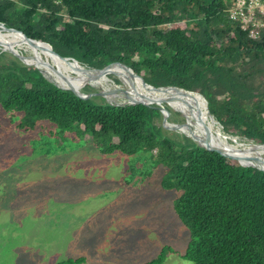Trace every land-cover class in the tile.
<instances>
[{
  "label": "trees",
  "instance_id": "1",
  "mask_svg": "<svg viewBox=\"0 0 264 264\" xmlns=\"http://www.w3.org/2000/svg\"><path fill=\"white\" fill-rule=\"evenodd\" d=\"M230 5L231 0H0V22L82 65L121 62L154 86L199 91L227 132L264 143V32L251 38L230 19ZM112 67L139 78L121 65ZM192 94L209 111L204 98ZM0 107L22 112L24 130L42 121L62 133L76 128L105 154L156 149L158 164L167 170L162 186L179 192L175 210L191 232L181 256L195 264H264V170L195 142L178 143L156 123L159 107L115 105L62 89L1 50ZM168 252L176 251L166 245L142 264H163ZM85 261L71 257L57 264Z\"/></svg>",
  "mask_w": 264,
  "mask_h": 264
},
{
  "label": "rangeland",
  "instance_id": "2",
  "mask_svg": "<svg viewBox=\"0 0 264 264\" xmlns=\"http://www.w3.org/2000/svg\"><path fill=\"white\" fill-rule=\"evenodd\" d=\"M73 87L104 98L89 82ZM164 105L171 122H193L202 139L198 112ZM22 120V112L0 107V264H57L81 256L86 261L79 264H142L166 245L176 252H168L163 264H195L181 256L191 232L175 210L179 192L162 186L167 170L158 164L156 149L105 154L76 128L62 133L42 121L24 130ZM156 123L178 143L195 142L191 128H166L163 114Z\"/></svg>",
  "mask_w": 264,
  "mask_h": 264
},
{
  "label": "bare ground",
  "instance_id": "3",
  "mask_svg": "<svg viewBox=\"0 0 264 264\" xmlns=\"http://www.w3.org/2000/svg\"><path fill=\"white\" fill-rule=\"evenodd\" d=\"M0 35L8 36L12 43H15L17 47L8 43L9 41L6 42V40H1L3 38L0 39L2 42L11 44L18 49H22L21 45L26 47V51L28 53L27 55L30 56L31 62L39 64V66L53 79L65 82L64 84H59L61 86H73V83L75 85L83 82H89L93 86L108 92L109 98L114 102H131L144 98L150 100L167 99L168 104L173 108L180 109L185 112H198L201 119L197 122L202 125L200 129L197 127L202 134V139L199 138V141H204L203 137H205L208 132L211 138V143L215 146L222 148L229 153L247 157L252 162L264 164V146L257 145L255 142L245 137L225 132L216 118L212 116L215 120V122H213L206 117L207 115H210L209 111L200 105L192 93L186 94L185 92L176 89L158 90L152 89L150 86L145 84H135L125 77L118 67H111L105 73H99V71L95 69H85L76 65L73 61H68L52 54L49 51L50 48L47 44L43 42H31L22 33L13 29H4L0 27ZM36 44L44 46L47 51L43 50ZM41 59H44L48 63H46V65L41 64ZM50 65H52L56 70H54ZM110 73L116 74V76L121 79L122 83L118 84L115 82L110 76ZM128 83L133 86H137V88L132 87V90ZM121 86L124 88L123 91H121ZM190 112L189 114H191ZM191 124L193 126H195V124L193 122H189L192 136H195L196 138L197 135Z\"/></svg>",
  "mask_w": 264,
  "mask_h": 264
},
{
  "label": "water",
  "instance_id": "4",
  "mask_svg": "<svg viewBox=\"0 0 264 264\" xmlns=\"http://www.w3.org/2000/svg\"><path fill=\"white\" fill-rule=\"evenodd\" d=\"M0 27L4 28V29H13V30H16L20 33H22L29 41L31 42H43L45 44H47L49 46V51L52 53V54H55L57 55L58 57L60 58H63V59H66L68 61H73L76 65H79L85 69H88V70H91V69H95V70H98L99 73H105L107 72L113 65L115 64H118V65H121L123 66L125 69H127L130 74L132 76H137L139 78L142 79V82L143 84L147 85V86H150L152 89H158V90H168V89H176V90H179V91H183L185 92L186 94L188 93H197L199 94L201 97L204 98L206 104H207V107H208V110H209V113L211 116H213L214 118H216L214 116V114H212L210 112V109H209V102L207 100V98L199 91H193V90H189V89H186V88H183V87H179V86H175V85H167V86H154L148 82H146L144 80V78L139 75L137 72H135L129 65L127 64H124V63H121V62H115V63H111V64H108L107 66L103 67V68H91V67H88V66H85V65H82L77 59L75 58H69V57H65V56H61L59 53L56 52V50L54 49V47L49 43V42H46V41H42V40H37V39H34V38H31L29 37L27 34H25L22 30H19L17 28H14V27H9L8 25H6V23L4 22H0ZM1 45V44H0ZM2 47V46H1ZM2 50L4 51H9L11 53H13L14 55H16L24 64L26 65H29V66H34L36 67L37 69H39V71L49 80L51 81L52 83H54L56 86L62 88V89H68V90H72L78 94H82V95H89V96H92V93H87V92H84L82 89H77V88H74L73 86H61L59 85L51 76H49L45 70H43L39 64L37 63H34V62H31V58L29 55L25 54V53H21L19 52L18 49L14 48L13 46H4L2 47ZM41 64H44L46 65V63H48L47 61H45L44 59H41L40 61ZM54 70H56L52 65H50ZM98 94L101 95L102 97H104L107 102L111 103V104H115V105H127V104H130V105H135V104H139V103H142V104H145V105H155L157 107L160 108L162 114H163V124L166 128H170V129H175V130H178V131H181L183 132L182 130H184L185 127H188V128H191V126L189 125V123L186 121L185 123H174V122H171L168 118V109L166 108V106L164 105L165 103L168 104V100L167 99H153V100H150V99H139V100H135V101H126V102H114L112 101L110 98H109V94L108 92L104 91V90H101L98 88ZM217 119V118H216ZM220 124L221 122L219 120H217ZM221 126L223 127L224 129V126L221 124ZM225 130V129H224ZM226 132V130H225ZM188 135V134H187ZM190 136V135H188ZM194 141L195 143L198 145V146H201V147H204L206 149H209V150H212V151H217L219 153H221L222 155H225V156H228V157H231L233 159H237L243 166H254L260 170H264V164L262 163H256V162H252L250 161L247 157H244L242 155H235V154H232V153H229L225 150H223L222 148H219L217 146H215L214 144L211 143V138H210V135L209 133L207 132L206 136L203 137L204 141H199L198 139V136H190ZM245 138L255 142L257 145H260V146H264V143L262 142H259V141H256L254 139H250L246 136H244ZM244 151V150H242ZM241 151V152H242Z\"/></svg>",
  "mask_w": 264,
  "mask_h": 264
},
{
  "label": "built area",
  "instance_id": "5",
  "mask_svg": "<svg viewBox=\"0 0 264 264\" xmlns=\"http://www.w3.org/2000/svg\"><path fill=\"white\" fill-rule=\"evenodd\" d=\"M229 17L251 38L264 32V0H231Z\"/></svg>",
  "mask_w": 264,
  "mask_h": 264
}]
</instances>
